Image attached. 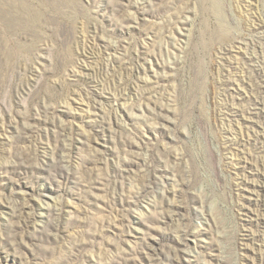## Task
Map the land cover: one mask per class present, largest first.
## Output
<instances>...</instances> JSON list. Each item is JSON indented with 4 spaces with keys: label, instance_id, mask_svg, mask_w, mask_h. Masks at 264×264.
<instances>
[{
    "label": "rangeland",
    "instance_id": "obj_1",
    "mask_svg": "<svg viewBox=\"0 0 264 264\" xmlns=\"http://www.w3.org/2000/svg\"><path fill=\"white\" fill-rule=\"evenodd\" d=\"M129 251L264 264V0H0V264Z\"/></svg>",
    "mask_w": 264,
    "mask_h": 264
},
{
    "label": "bare ground",
    "instance_id": "obj_2",
    "mask_svg": "<svg viewBox=\"0 0 264 264\" xmlns=\"http://www.w3.org/2000/svg\"><path fill=\"white\" fill-rule=\"evenodd\" d=\"M149 99H147V101H148ZM146 101V102H147ZM149 103V102H148ZM94 104V103H93ZM146 104V103H145ZM95 105V104H94ZM147 105V104H146ZM141 106V105H140ZM148 106H149V104H148ZM145 107V106H144ZM139 108V107H138ZM158 108V107H157ZM144 109V108H143ZM142 109V110H143ZM160 110V109H159ZM150 111V110H149ZM152 111H154V110H152ZM145 113V112H144ZM151 113V112H150ZM156 113V112H155ZM162 113V112H161ZM161 113H157V119H160L161 118V116H162V114ZM153 114V113H152ZM155 116V115H154ZM153 118V117H152ZM156 118V117H155ZM166 118V117H165ZM164 118V119H165ZM162 119V118H161ZM161 119H160V121H161ZM153 120V119H152ZM156 120V119H155ZM164 121V120H163ZM41 122V121H40ZM158 123V122H157ZM159 124H160V122H159ZM36 126V125H35ZM163 126V125H162ZM31 127V126H30ZM39 127H41V126H39ZM161 127V126H160ZM29 128V127H28ZM37 128V127H36ZM60 128V127H59ZM152 128V127H151ZM154 128V127H153ZM156 128V127H155ZM27 129V128H26ZM34 129V128H33ZM150 129V128H149ZM28 130V129H27ZM26 130V131H27ZM25 131V132H26ZM33 131V130H32ZM37 131V130H36ZM39 131V130H38ZM59 131V130H58ZM61 131V130H60ZM79 131V136H83V133H85L84 132V130H78ZM32 133V132H31ZM62 133H64V132H62ZM68 133V132H67ZM87 133V132H86ZM130 134H132V133H129V136H130ZM26 135V134H25ZM63 135H66V134H63ZM128 135V134H127ZM135 135V134H134ZM27 136H29L28 134H27ZM66 137H68V136H66ZM71 137H73V136H70L69 137V139L71 138ZM25 138V137H24ZM23 138V139H24ZM57 138V137H56ZM59 138V137H58ZM75 138V137H74ZM63 139H64V137H63ZM68 139V138H67ZM89 139V138H88ZM87 139V140H88ZM128 139V138H127ZM137 139V138H136ZM135 139V140H136ZM61 140V139H60ZM59 140V141H60ZM58 141V140H57ZM67 141V140H66ZM73 141V140H72ZM76 141H78L79 143H83V137L81 138H78V139H76ZM131 141H132V139H131ZM125 142V141H124ZM137 142V141H136ZM57 143V142H56ZM60 143V142H59ZM68 143V142H67ZM69 143H71V142H69ZM68 143V144H69ZM74 143H75V140H74ZM85 143V142H84ZM129 143V142H128ZM61 144V143H60ZM133 144V143H132ZM131 144V145H132ZM138 144H139V142H138ZM62 145V146H61ZM60 146L61 147H59V154H61L60 156H58V158H59V160H58V164H60V163H62V161H64L65 160V155H64V153L67 151V144L64 142V144H61ZM72 145V144H71ZM81 145V144H80ZM128 145V144H127ZM141 145V144H140ZM76 146L78 147V145H75V148H76ZM124 146V145H123ZM126 146V145H125ZM56 147H57V144H56ZM55 147V148H56ZM71 148V147H70ZM128 148V147H127ZM138 148V147H137ZM133 149V148H132ZM54 150V149H53ZM56 150V149H55ZM71 150V149H70ZM127 150H129V149H127ZM131 151H134V150H131ZM135 151H137V150H135ZM55 152H57V151H55ZM70 153V152H69ZM133 153V152H132ZM53 154H54V152H53ZM58 154V153H57ZM56 154V155H57ZM134 154V153H133ZM71 155V154H70ZM96 155V154H95ZM52 156V155H51ZM68 156V155H67ZM66 156V157H67ZM134 156H135V154H134ZM133 156V157H134ZM90 157H91V155H90ZM96 157H97V155H96ZM95 157V158H96ZM130 157V156H129ZM21 158H24V157H21ZM27 158H29V156H27ZM51 158V157H50ZM53 158V157H52ZM51 158V159H52ZM57 158V159H58ZM38 160V159H37ZM50 160V159H49ZM53 160V159H52ZM69 160V159H68ZM129 160H131V159H129ZM134 160V159H133ZM21 161V160H20ZM30 161V160H29ZM41 161H42V159H41ZM40 161V162H41ZM95 161V160H94ZM127 161H128V159H127ZM126 161V162H127ZM132 161V160H131ZM27 162L28 161H26V164H27ZM39 162V164H41ZM43 162V161H42ZM49 162V161H48ZM54 162V161H53ZM52 162V163H53ZM65 162V161H64ZM91 162V161H90ZM125 162V161H124ZM19 163V162H18ZM21 163L22 162H20V165H21ZM50 163V162H49ZM119 163H121V162H119ZM123 163V162H122ZM121 163V164H122ZM129 163H131V162H129ZM46 164V163H45ZM48 164V163H47ZM16 166L18 165L17 163L15 164ZM19 165V166H20ZM66 165V164H65ZM65 165L63 166V167H65ZM13 166V165H12ZM18 166V167H19ZM22 166H24V164H22ZM35 166H37V165H35ZM41 166V165H40ZM39 166V167H40ZM49 166V165H48ZM51 166V165H50ZM53 166H54V164H53ZM57 166H60V165H57ZM67 166V165H66ZM117 166V165H116ZM121 166V165H120ZM161 166V165H160ZM27 167V166H26ZM52 167V166H51ZM50 167V168H51ZM12 168V167H11ZM14 168V167H13ZM21 168V167H20ZM35 168H37V167H35ZM56 168V167H55ZM116 168V167H115ZM119 168V167H118ZM129 168V167H128ZM17 169V168H16ZM30 169V168H29ZM41 169V168H40ZM48 169V168H47ZM46 169V170H47ZM122 169V168H121ZM130 169H131V167H130ZM147 169V168H146ZM30 170H32V169H30ZM38 170V169H37ZM49 170H51V169H49ZM90 170V169H89ZM124 171H125V169H123ZM127 170V169H126ZM129 170V169H128ZM162 170V169H161ZM19 171V170H18ZM65 171V170H64ZM14 173H15V170L13 171ZM31 172V171H30ZM35 172H36V170H35ZM79 172V171H78ZM77 172V173H78ZM116 172H118V171H116ZM115 172V173H116ZM120 172H122V170L120 171ZM119 172V173H120ZM128 172V171H127ZM150 172H151V170H150ZM20 173V172H19ZM22 173V172H21ZM34 173V172H33ZM52 173V172H51ZM69 173V172H68ZM81 173V172H80ZM91 173H92V171H91ZM95 173H93V175H94ZM97 174V173H96ZM100 174V173H99ZM78 175V174H77ZM73 176V175H72ZM90 176H92V175H90ZM95 176V175H94ZM120 176H121V174H120ZM161 176H162V174H161ZM84 177H86V175L84 176ZM117 177V176H116ZM163 177V176H162ZM81 178H83V177H81ZM81 178H80V180H81ZM94 179V178H93ZM96 179V178H95ZM100 179V178H99ZM105 179V178H104ZM110 179V178H109ZM243 179V178H242ZM72 180V179H71ZM90 180V179H89ZM244 180V179H243ZM242 180V181H243ZM83 181V180H82ZM92 181V180H91ZM96 181V180H95ZM98 181V180H97ZM104 181V180H103ZM241 181V180H240ZM93 182V181H92ZM100 182H102V180L100 181ZM105 182V181H104ZM107 182V181H106ZM81 183V182H80ZM84 183V182H83ZM78 184V183H77ZM85 184V183H84ZM107 184V183H106ZM81 185V184H80ZM88 185H89V183H88ZM87 184H86V186H88ZM98 185L99 184H97L96 182L95 183H93V184H90L89 186L91 187V188H93V187H98ZM139 185V184H138ZM144 185V184H143ZM105 186V185H104ZM238 186H239V184H238ZM141 188V187H140ZM94 189V188H93ZM178 189V188H177ZM90 190V189H89ZM142 191V190H141ZM167 191V190H166ZM176 191V190H175ZM174 191V192H175ZM95 192V191H94ZM135 192V191H134ZM169 192H171V191H169ZM128 193H129V191H128ZM164 193V192H163ZM165 193H167V192H165ZM165 193L163 194V196L165 195ZM131 195V194H130ZM138 195V194H137ZM142 195V194H141ZM169 195V194H168ZM77 196H79V195H77ZM132 196H133V194H132ZM96 197V196H95ZM169 197V196H168ZM136 198H138V196H136ZM161 198V197H160ZM166 198V197H165ZM27 199V198H26ZM142 199V198H141ZM162 199H163V197H162ZM170 199V198H169ZM164 200V199H163ZM22 201H24V200H22ZM29 201V200H28ZM133 201V200H132ZM135 201H136V199H135ZM139 201V200H138ZM170 201V200H169ZM168 201V202H169ZM59 202V201H58ZM134 202V201H133ZM168 202H166V204H168ZM25 203H27V202H25ZM45 204H46V202H45ZM45 204H43V205H45ZM116 204V203H115ZM124 204V203H123ZM165 204V202H162V205H163V207L162 208H169L170 206H169V204L168 205H164ZM172 204V203H171ZM178 204V203H177ZM26 205V204H25ZM28 205V204H27ZM30 205L31 204H29L28 206H26L27 208H29L30 207ZM34 205V204H33ZM70 205V204H69ZM135 205V204H134ZM140 205V204H139ZM173 205V204H172ZM67 206V205H66ZM116 206V205H115ZM136 206V205H135ZM141 206V205H140ZM169 206V207H168ZM177 206V205H176ZM25 207V206H24ZM68 207V206H67ZM21 208V207H20ZM31 208V207H30ZM122 208V207H121ZM160 208V207H159ZM35 209H36V207H35ZM114 209H120L119 207L118 208H116V207H114ZM170 209V208H169ZM34 210V209H33ZM63 210V208H61V206L59 205V203H57V202H55V203H53V204H49V202H48V204H47V206H41L40 207V209H39V211H38V213L37 214H34V216H31V217H33V220L35 221V220H37L38 221V216H42V217H46L45 215H46V213H50L51 215L53 214V215H55L56 216V219L58 218H60V211H62ZM125 210V209H124ZM174 209H172V210H170V211H173ZM13 211V210H12ZM21 211V210H20ZM19 211V212H20ZM25 211V210H24ZM27 211V210H26ZM32 211V210H31ZM69 211V210H68ZM161 211V210H160ZM168 211V210H167ZM33 212V211H32ZM67 212V211H66ZM71 212H72V210H71ZM177 212H178V210H177ZM28 213V212H27ZM31 213V212H30ZM34 213V212H33ZM68 213V212H67ZM176 213V212H175ZM15 213H13V215H14ZM170 214V213H169ZM18 215V214H17ZM20 215V214H19ZM21 215H22V213H21ZM31 215V214H30ZM25 216V215H24ZM166 216V215H165ZM171 216V215H170ZM123 217V216H122ZM169 217V216H168ZM173 217H174V215H173ZM19 218V217H18ZM24 218V217H23ZM27 218V217H26ZM172 218V217H171ZM21 219V218H20ZM30 219V218H29ZM43 219V218H42ZM55 219V220H56ZM123 219V218H122ZM167 219V218H166ZM28 220V219H27ZM32 220V218H31V220H29V221H27V222H25L26 224H28V225H30V224H35V227H36V232L38 231V232H49V231H51V232H53L54 230H52V229H50V226L49 225H45V226H39L38 224H36L37 222L35 221V222H32L33 221ZM43 221H44V219H43ZM57 221V220H56ZM56 221H55V223H56ZM119 221V220H118ZM45 222V221H44ZM54 222V221H53ZM115 222H117V220L115 221ZM120 222V221H119ZM57 223H59L58 221H57ZM106 223V222H105ZM110 223H111V221H110ZM113 224V223H112ZM116 224V223H115ZM28 225H26L27 226V229H28ZM41 225V224H40ZM20 226V225H19ZM30 226H32V225H30ZM39 226V227H38ZM182 226V225H181ZM13 227H15V226H13ZM23 227V226H22ZM54 227V226H53ZM56 227V226H55ZM12 228V227H11ZM21 228V227H20ZM24 228V227H23ZM58 228V227H57ZM183 228H185V227H183ZM202 228V227H201ZM8 229V228H7ZM14 229V228H13ZM13 229H9V230H13ZM184 230V229H183ZM198 230V229H197ZM14 231H15V229H14ZM199 231H200V229H199ZM198 231V232H199ZM13 232V231H12ZM30 232V231H29ZM56 232L58 233V231L56 230ZM186 232V231H185ZM196 232V231H195ZM194 232V233H195ZM33 233V235L35 234V232H32ZM55 233V232H54ZM179 233L181 234V230L179 231ZM8 234V233H7ZM11 233H9V235H10ZM37 234V233H36ZM35 234V235H36ZM50 234V233H49ZM56 234V233H55ZM199 234V233H198ZM197 233H196V235H198ZM27 235V234H26ZM51 235V234H50ZM53 235V234H52ZM57 235V234H56ZM19 236H21V235H19ZM27 236H29V235H27ZM39 236H40V234H39ZM181 236V235H180ZM34 237V236H33ZM41 237V236H40ZM49 237V236H48ZM56 237V236H55ZM10 238V237H9ZM13 238H15V236H13ZM19 238H21V237H19ZM37 238V237H36ZM12 239V238H11ZM50 239V238H49ZM21 240V239H20ZM42 240H44V238L42 239ZM51 240V239H50ZM6 241H8V240H6ZM39 241V240H38ZM2 242V241H1ZM22 243H23V241H21ZM80 242V241H79ZM5 243V242H4ZM9 243V242H8ZM10 243H12V241L10 242ZM19 243V242H18ZM17 243V244H18ZM21 243V244H22ZM78 243V242H77ZM82 243V242H81ZM24 244V243H23ZM19 245V244H18ZM74 245V244H73ZM72 245V246H73ZM62 246V245H61ZM72 246H71V248H72ZM19 247H22V246H20L19 245ZM121 248H122V246H121ZM145 248V247H144ZM119 249H120V246H119ZM15 250V249H14ZM76 250V249H75ZM122 250V249H121ZM131 250V249H130ZM72 251V250H71ZM123 251H126L125 249L123 250ZM132 251V250H131ZM181 251V250H180ZM70 252V251H69ZM176 252V251H175ZM22 253V252H21ZM120 253V252H119ZM118 253V254H119ZM137 253V252H136ZM123 254H125V253H123ZM131 255V253H130V251H129V254H127L126 256H127V258H123V257H120V259L119 260H115V259H111L110 260V263L109 264H131V262H130V260L131 259H129V256ZM176 255V254H175ZM181 255V254H180ZM122 256V255H121ZM124 256V255H123ZM169 256H170V254H169ZM194 256V255H193ZM115 257V256H114ZM133 257V256H132ZM175 258H177L176 260L172 257V259L170 260V263L171 264H178L179 262V260L182 258V257H180L179 256V254H177L176 256H175ZM184 260V259H183ZM186 260V259H185ZM135 261V260H134ZM133 261V262H134ZM98 262H100V263H102L101 261H98ZM166 262V261H165ZM168 262V261H167ZM182 262V261H181ZM97 263V262H96ZM137 263V262H136ZM162 262H160V264H161ZM102 264H104V263H102ZM108 264V263H107Z\"/></svg>",
    "mask_w": 264,
    "mask_h": 264
}]
</instances>
